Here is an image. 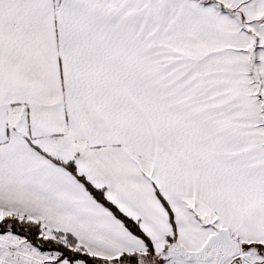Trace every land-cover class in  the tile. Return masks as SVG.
Returning <instances> with one entry per match:
<instances>
[{
    "label": "snow or ice",
    "instance_id": "6c2138e0",
    "mask_svg": "<svg viewBox=\"0 0 264 264\" xmlns=\"http://www.w3.org/2000/svg\"><path fill=\"white\" fill-rule=\"evenodd\" d=\"M0 264H264V0H0Z\"/></svg>",
    "mask_w": 264,
    "mask_h": 264
}]
</instances>
